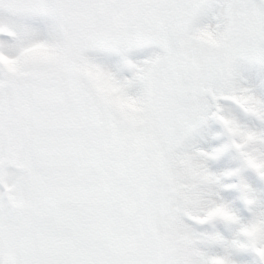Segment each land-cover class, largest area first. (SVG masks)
<instances>
[{
	"label": "snow or ice",
	"instance_id": "snow-or-ice-1",
	"mask_svg": "<svg viewBox=\"0 0 264 264\" xmlns=\"http://www.w3.org/2000/svg\"><path fill=\"white\" fill-rule=\"evenodd\" d=\"M0 264H264V0H0Z\"/></svg>",
	"mask_w": 264,
	"mask_h": 264
}]
</instances>
